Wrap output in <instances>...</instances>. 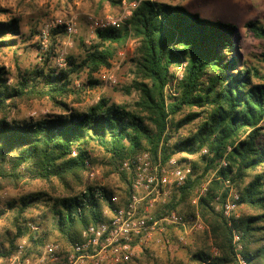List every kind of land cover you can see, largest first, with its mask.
Masks as SVG:
<instances>
[{"label": "trees", "instance_id": "trees-1", "mask_svg": "<svg viewBox=\"0 0 264 264\" xmlns=\"http://www.w3.org/2000/svg\"><path fill=\"white\" fill-rule=\"evenodd\" d=\"M99 1L115 5L122 0ZM125 1L137 2L125 23L95 29L89 43L81 38L79 54H67L63 67H52V60L58 56L57 40L66 33L64 24L49 29L40 67L19 71L9 83V71L0 66V190L39 181L51 191L39 189L7 202L13 230L4 233L7 247L1 254L13 253L17 240L28 235L29 219L44 229L29 254H39L46 239L64 248L79 242L81 231L106 220L103 209L113 207L117 188L112 180L122 184L120 204H126L130 181L121 162L148 151L165 161L178 153L199 155L201 165L191 163L184 184L154 211L157 216L170 210L189 214L197 208L207 231L197 233L190 252L195 264H233V230L240 234L247 264H264V68L244 59L235 22L215 13L203 15L193 0ZM9 18L0 22V51L15 45L21 33L20 17ZM244 27L262 42L264 62V24L250 20ZM128 39L137 41L131 60L130 87L137 91L132 106L101 97L85 108L68 107L69 97L80 100L73 82L86 74L90 86L97 84L94 75L111 67ZM181 62L182 78L174 82ZM167 84L173 94L165 92ZM43 99L60 112L43 118L12 116L20 104ZM96 162L102 166L103 185L89 176ZM224 180L238 188L241 206L230 225L214 204L217 196L225 199ZM206 181V190L192 204ZM95 188L103 199L93 198ZM33 208L42 210L31 218L27 213Z\"/></svg>", "mask_w": 264, "mask_h": 264}, {"label": "rangeland", "instance_id": "rangeland-1", "mask_svg": "<svg viewBox=\"0 0 264 264\" xmlns=\"http://www.w3.org/2000/svg\"><path fill=\"white\" fill-rule=\"evenodd\" d=\"M193 1H195L197 8L202 10L203 15H208V13L214 15L215 13L235 22L239 28L240 51L243 53L244 59L248 60L251 65L264 68V62L260 60V53L263 50L262 42L253 38L244 27V24L250 20H257L264 24V0ZM125 11L126 7L122 2L110 5L107 2L101 3L99 0H0V18L19 16L21 19V33L16 38L15 45L0 51V66H4L9 71L8 82H12L19 71L25 73L42 65L40 54L45 51L50 43L49 29L53 27L54 22L59 21L62 23L72 20L74 23L73 32L68 33L66 31L64 36L57 38L58 40L56 39L58 42V56L52 60V67L61 68L65 64L64 58L67 54H79L81 38L84 39L85 43H89L94 37V31L92 32L89 29V17L99 18L106 15L118 17ZM136 47L137 41L128 39L112 58L111 67L108 69L103 68L94 75V78L98 80L97 84L90 86L86 74H82L79 79L75 80L73 88L78 91L77 97L80 100L74 101L75 96L69 97L66 99L68 107L85 108L96 103L101 97L107 98L118 105L132 106L137 99V91L130 87L131 69L133 67L131 60L134 57ZM109 76L112 79H108ZM57 112H60L58 108H54L47 100L43 99L20 104L13 111L12 116L18 119L43 118L47 114ZM183 132L186 134L187 129ZM175 157L182 163L189 162L191 164L194 162L199 166L201 165L199 155L178 153ZM93 166L99 168L95 180L104 184L101 164L96 162ZM112 181L117 188L115 194L121 198L122 193H120L119 187L122 184L116 179ZM204 183H207V181L202 184ZM230 184L236 191L238 190L234 183L230 182ZM39 189L48 190L46 185L39 181L21 185L16 189L0 190V208L4 210L0 217V250L7 247L4 233L7 230H11V232L13 230L9 223L12 211L7 207V202ZM240 208L241 206H238L237 216L240 214ZM41 210L33 208L27 213V216L33 218ZM195 210L197 208H194L193 212ZM203 231H207L206 225L205 229L197 233ZM197 233L193 236H187V243L184 245L172 243L162 247L160 243L151 240L129 264H195L191 260L190 252L193 251L195 242L199 240L197 239ZM206 244L208 250L214 255L213 250L216 249L211 245V242L208 240Z\"/></svg>", "mask_w": 264, "mask_h": 264}, {"label": "built area", "instance_id": "built-area-1", "mask_svg": "<svg viewBox=\"0 0 264 264\" xmlns=\"http://www.w3.org/2000/svg\"><path fill=\"white\" fill-rule=\"evenodd\" d=\"M121 2L126 7V11L121 16L89 17L90 31L124 24L137 2L125 0ZM60 24L65 25L68 33L74 31L72 20L62 23L56 21L53 27ZM184 66L185 63L181 62L175 67L174 82L182 78ZM108 79L112 77L109 76ZM165 92L173 94V87L167 84ZM201 153H206V149H202ZM75 154L73 151L72 156ZM220 165H226L225 159L220 160ZM121 167L130 181V195L126 204H120L118 195H111L113 207H106L102 212L106 220L86 226L81 231L79 242L64 248L59 243L46 239L39 254H29L28 250L32 248L34 240L44 235L43 226L38 221L29 219L26 222L28 235L17 240L13 253L3 255L0 250V264H129L151 240L160 243L162 247L172 243L184 245L187 243V236H193L205 229V224L197 210L189 214L170 210L159 216L154 215L158 206L167 203L171 191L182 186L186 181L192 171L189 162H179L175 156L165 161L160 155L153 158L148 151H144L124 159ZM98 173L99 168L90 166L91 178H95ZM223 183L228 189L225 199L219 201L217 196L214 204L216 209L222 211L230 225L231 217H237L239 193L228 180H224ZM206 184H202L198 189V195L204 193ZM93 198L98 200L104 198L100 188H95ZM197 198L198 196L193 199L194 204ZM1 210L2 208L0 212ZM232 244L235 252L233 264H247L242 254L240 234L234 230ZM213 253L215 254L216 250H213Z\"/></svg>", "mask_w": 264, "mask_h": 264}, {"label": "clouds", "instance_id": "clouds-1", "mask_svg": "<svg viewBox=\"0 0 264 264\" xmlns=\"http://www.w3.org/2000/svg\"><path fill=\"white\" fill-rule=\"evenodd\" d=\"M10 18H0V22H8Z\"/></svg>", "mask_w": 264, "mask_h": 264}]
</instances>
